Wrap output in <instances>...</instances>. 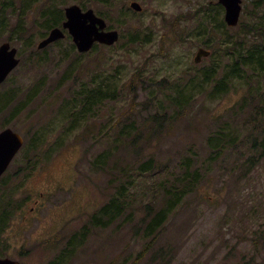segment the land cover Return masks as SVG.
<instances>
[{"label":"rangeland","instance_id":"rangeland-1","mask_svg":"<svg viewBox=\"0 0 264 264\" xmlns=\"http://www.w3.org/2000/svg\"><path fill=\"white\" fill-rule=\"evenodd\" d=\"M25 1L30 3L29 23L33 14L55 2ZM133 1L141 4L142 12L131 9ZM257 1L243 0L240 24L230 28L225 8L217 0H65V4L56 0L64 12L71 5L93 9L107 18L111 29L120 32L119 43L87 54L71 47L70 36L47 51L38 50L45 31L34 29L29 41L28 36L18 37L5 27L0 9V45L11 43L21 59L0 90V106H5L0 126L13 129L25 140L0 180V205L8 198L15 199L12 220L0 235V259L49 264L61 257L67 239L118 194L120 181L109 186L114 175L99 171L93 163L109 149L108 171L121 160L132 167L136 180L129 186L136 206L132 222L125 223L123 217L108 228H95L85 243L78 239L72 242L73 248L62 262L131 264L150 241L143 232L135 234L144 216L143 206H162L158 202L162 193L153 191H160L156 184L160 185L163 173L141 178L135 169L140 163L139 149L147 148L142 161L154 155L167 163L172 156L171 167L196 150L198 164L210 171H204L203 182L170 215L158 244L140 264H264V159L250 168L247 161L264 147V98L252 103L244 98L256 88L264 96V71L250 80L252 72H245V82L232 79L220 96L214 92L216 83H211L218 72L221 75L230 69L229 45L236 39L260 44L264 52V6L256 10L253 4ZM133 35L136 43L129 42ZM27 44L41 53L31 55ZM200 48L212 54L196 64ZM260 69L258 66L257 71ZM93 77L102 86L106 83L104 88L114 98L100 107L98 119L71 120L67 111L72 107L71 92L83 82L92 84ZM135 77L140 81L138 98L137 87L132 88L131 82ZM177 93L183 97L177 99ZM189 96L192 101L186 117L166 129L162 139L157 137L152 143L119 141L122 127H137L155 112V106L147 108L151 104L160 101L168 105L170 97L176 102ZM243 98L248 104L236 117L232 111ZM258 106L262 107L256 109ZM252 111L256 119L248 121ZM226 122L240 124L239 131L244 129L240 145L217 161L216 156L210 159L213 163L209 165L207 156L212 149L208 138ZM256 139L258 144L248 149Z\"/></svg>","mask_w":264,"mask_h":264},{"label":"trees","instance_id":"trees-1","mask_svg":"<svg viewBox=\"0 0 264 264\" xmlns=\"http://www.w3.org/2000/svg\"><path fill=\"white\" fill-rule=\"evenodd\" d=\"M63 4H65V0H61ZM83 1V0H81ZM16 0H0V9L2 15V21H5V27L10 28L13 34H17L18 37L23 36V39L27 37V41H29L33 35L32 31L34 29L42 28L45 34L48 33L57 27H62L65 21V15L63 9L57 6V2L55 0L52 5L44 6L41 8V12L33 14V20L28 22V16L30 13V3L25 0H19V4H16ZM256 10H260L264 6V0H258L253 4ZM241 28H247L245 25L240 26ZM259 32L256 28H253ZM32 33V34H31ZM31 34V35H30ZM45 35V37L47 36ZM71 38L69 37L68 40ZM26 41V43H27ZM245 40L236 39L232 42L230 46L229 53L232 55V61L230 69L227 72H223L221 75L218 72L217 75H214L211 83L215 82L214 92L220 96L225 94L228 87H230L232 83V79H241L243 82L246 81L245 72H252L249 75L247 80H250L252 75L255 73L264 71V52L261 50V45L252 43L245 44ZM130 43H136L137 39L135 35L129 38ZM30 47V54L34 55L37 53H41L34 50L32 46L27 44ZM209 46V45H208ZM71 47L75 50V45H71ZM100 47V45H95L93 50H96ZM209 47H213L210 45ZM51 47L44 49L42 52L47 51ZM257 58V59H256ZM255 59V60H254ZM252 60L253 64H252ZM34 62V61H33ZM40 65V62H37ZM252 64V66H250ZM258 66H261L260 71H257ZM225 73V74H224ZM92 84H85L84 82L80 84L78 88L75 87V90L71 92L72 94V107L68 109L69 118L74 121H79L80 118L87 117L89 119L96 120L100 115V107L105 105L109 100H112L114 97L112 96V92L109 89H105L104 86L107 85L104 83L101 84L96 83V78H92ZM132 88H136L135 98L139 97L140 90V81L136 77L131 80ZM217 86V87H216ZM179 97H183L180 93H177ZM192 96H189L188 99L174 101L172 97L167 99L168 105L162 102H155V104H151V106L147 107L149 110L151 107L155 106V112L149 114L144 118V122H139L137 127L132 129H125V126L122 127V131L120 132L121 137H119V141L122 138H125L129 143H138L142 142V140H146L152 143V140H156L158 137L162 139L164 136V131L166 129H171L179 122L181 119L186 117L187 107L192 101ZM258 97H262L263 93L259 88H256L255 91H250L246 97L250 99L252 103ZM239 104L236 110H233V114L236 117H240L239 114L243 112L248 104V101H244ZM258 106L256 109H258ZM251 118H248V121L255 120V113L252 111L250 114ZM247 122V119L244 120V123ZM240 124L232 125L229 122L224 123L219 126V128L210 134L208 138L209 147L212 149V152L207 156V163L211 165L213 161L210 159L217 157L216 161L220 159L225 153L230 152L232 148H236L240 144V133L244 131H239ZM147 128H150V133L147 132ZM258 139V138H257ZM253 140L252 144L247 148L251 149L258 144V140ZM251 143V141H249ZM147 148L139 149V160L140 163H136V171L139 177H147V176H159L163 173V176L160 180V185L156 184L160 191L155 193H162L161 199L158 201L162 203V206L157 209L153 203H149L143 206L144 216L140 221V224L136 226L135 234L139 235L140 233H144V237L150 239L149 242H146L144 249L140 252V254L133 260L131 264H140L143 259L148 255L150 250L152 249L154 244H158L159 239L161 238L162 232L164 231V225L168 222L170 215L184 202L185 198L193 193L199 185L203 182L205 178L204 171H210L209 167L203 168L198 164V153L196 150H190L189 155L185 156V158L179 159L174 167H171L170 161L173 158L172 156L170 160L166 163V160L157 159L154 155H151L145 158L144 161L141 158L144 156V152ZM260 150V148H259ZM129 153L135 154L134 152L128 150ZM111 151L109 149L103 150L93 161L95 167H100L99 171L105 172V174H113L114 181H109V186H114L115 181L119 180L120 185L119 190L117 188L116 195H112L111 199L108 203L104 204L101 208L97 210V212L92 215L89 219V223L84 225L80 230L75 231L67 240L69 241L62 253L60 254L57 260L54 262H50L49 264H63L62 259L72 250V242L75 240H79L82 244L85 243L90 236V234L94 233L95 228H108L112 226L117 221L123 217H126V222H132L133 213L136 206H134V200L131 199L129 194V186H133L136 183V180L133 179V175L131 173L132 167L129 168L124 165L126 164L121 160L112 168L111 171L107 170V162L109 156L111 155ZM200 156V154H199ZM255 157V156H254ZM260 159H264V147L258 152V156L255 158H248L249 168L256 161ZM32 161L30 160V163ZM173 170H171V168ZM28 167H25V171ZM94 168V167H93ZM118 171V173H117ZM166 172V174H165ZM166 177V178H165ZM153 194V195H154ZM158 198V194L154 197V200ZM13 198H8L2 205H0V235L2 234L3 229H7L12 217L10 213L13 211ZM15 201V199H13ZM77 240V242H78ZM257 243V242H256ZM250 263V262H249ZM252 264V263H250Z\"/></svg>","mask_w":264,"mask_h":264},{"label":"water","instance_id":"water-1","mask_svg":"<svg viewBox=\"0 0 264 264\" xmlns=\"http://www.w3.org/2000/svg\"><path fill=\"white\" fill-rule=\"evenodd\" d=\"M225 8V22L230 28L239 25L243 0H218ZM131 9L142 12L143 8L138 2L130 4ZM65 17L61 28L57 27L50 31L37 46L43 50L48 46L66 38V32L72 37L76 49L81 54L90 52L96 44L114 46L120 40L118 30H107V22L97 15L93 9L83 10L78 5H71L65 8ZM211 55V51L200 48L194 62L201 63L203 58ZM18 49L12 47L11 43L5 42L0 45V85L7 80L9 75L20 65ZM24 145V139L19 134L8 128L0 133V178L8 170L11 163ZM0 264H22L10 258L0 259Z\"/></svg>","mask_w":264,"mask_h":264},{"label":"flooded vegetation","instance_id":"flooded-vegetation-1","mask_svg":"<svg viewBox=\"0 0 264 264\" xmlns=\"http://www.w3.org/2000/svg\"><path fill=\"white\" fill-rule=\"evenodd\" d=\"M217 1H218V0H217ZM133 2H135V1H133ZM103 3H104V2H103ZM218 3H219V2H218ZM97 15H98V14H97ZM99 16L103 17V18L107 21V18H106L104 15H101V14H100ZM107 22H108V21H107ZM107 30H111L110 26L107 27ZM210 56H211V55H210ZM210 56H209V57H210ZM209 57H207V58H209ZM207 58H203L202 61H203L204 59H207ZM202 61H201V62H202ZM7 80H8V79H7ZM5 82H6V81H5ZM5 82H3V83L0 85V90H1V88H2V86H3V84H5ZM4 111H5V106H2V105H1V106H0V117L4 114ZM6 129H8V128H5V129H4L3 126H0V133L3 132V131L6 130Z\"/></svg>","mask_w":264,"mask_h":264}]
</instances>
